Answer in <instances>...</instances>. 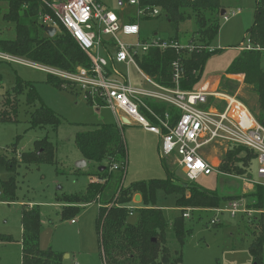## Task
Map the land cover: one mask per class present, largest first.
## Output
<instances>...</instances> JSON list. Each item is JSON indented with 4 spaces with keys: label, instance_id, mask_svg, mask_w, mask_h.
<instances>
[{
    "label": "rangeland",
    "instance_id": "374dc122",
    "mask_svg": "<svg viewBox=\"0 0 264 264\" xmlns=\"http://www.w3.org/2000/svg\"><path fill=\"white\" fill-rule=\"evenodd\" d=\"M98 1L103 7L118 13L124 19L128 16L135 17V8L127 4V1H124L122 6L118 0ZM220 3L229 18H219L218 34L208 48L219 50L206 59L194 89L210 90L222 79L219 89L238 97L255 118L259 119L258 116H262V113L252 86L241 84L238 80L243 79L239 77L236 78L237 81L222 77L238 54L239 48L247 44L250 48L252 46L248 43L245 33L253 23L255 0H220ZM238 9V14L232 13ZM6 11L7 3L0 1V31L9 36L12 34L13 24L2 20V14ZM162 18L157 16L140 19V40L150 37L154 31L157 36L163 38L174 35L175 26ZM193 29L194 23L190 20L187 24L180 25L177 34L180 38H186ZM261 66L264 69V54ZM116 67L123 73L127 72L123 65L116 64ZM47 74L44 69L28 63L0 62V158L3 157L9 163H16L8 172L0 164V183L12 175L17 184L13 200L3 196L0 186V264L22 263L21 209L23 206L31 207L34 204L39 208L40 248H51L63 253L62 264H102L96 227L98 204L92 202L80 205L82 207L74 214L62 216L63 205L72 209L77 208V205L59 202L57 195L83 192L88 183L87 173L97 170V164L90 162L86 166L78 167L77 162L83 157L75 145V133L91 130L101 123L117 126V117L109 107H97L93 102H89L84 90L77 87L74 81L60 76L64 86L58 87L47 81ZM129 75L136 83L142 81L133 66L130 67ZM18 79L33 85L37 99L31 105L27 104V91L23 88L17 99V112L6 110L7 117H10V120H6V112L1 109L4 104L3 96L12 93ZM39 104L51 108L58 115L60 123L56 128L50 125L31 127V111ZM121 129L127 150L122 185L170 177L178 190L180 187L187 192L190 181L186 179L180 167L165 162L158 153L157 135L144 131L141 127L126 124L122 125ZM44 136L55 146V161L21 163V153L35 149L34 141ZM230 147L234 148L235 158L228 161L226 168L221 170L230 175L213 173L202 175L193 181L198 186L214 190L219 196H223L220 197L218 206L189 205L177 209L175 194H165L161 190L156 193V205L163 210L168 220L166 245L172 256H175L176 252L182 255V264H254L248 246L254 235L259 234L264 224L263 220H260L262 218L245 213L231 215L225 209L233 201L246 204L248 209L253 207L254 198L249 194L256 188L254 186L251 191L246 189L240 176H245L256 184L263 180L257 175L256 158L252 157L245 166L241 158L246 155V148ZM227 149L215 145L213 149L207 150V154L216 156L220 165L223 156L229 152ZM240 167L245 170L242 171ZM139 201L133 200L134 204ZM181 211L189 214L185 221L193 228L182 246L178 244L171 226V221ZM71 219H74V222H71ZM64 254H67L66 257Z\"/></svg>",
    "mask_w": 264,
    "mask_h": 264
},
{
    "label": "trees",
    "instance_id": "16d2710c",
    "mask_svg": "<svg viewBox=\"0 0 264 264\" xmlns=\"http://www.w3.org/2000/svg\"><path fill=\"white\" fill-rule=\"evenodd\" d=\"M0 1L7 3V11L2 14V20L13 24L11 35L6 36L0 31V50L69 72H73L77 66L89 65L87 55L44 0ZM138 3L141 7L158 8L159 14L154 17H163L162 19L175 26L174 35H168L167 40L195 45L190 51L149 48L146 52L136 55L139 67L157 82L171 86L173 83L170 64L179 58L184 67L179 87L185 90L191 89L199 81L206 59L219 50L208 48L219 31L222 10L220 0H138ZM40 13H49L53 18L56 33L52 37L44 33L43 26L39 23ZM149 18L153 17L144 16L141 19ZM129 20L134 21V18L130 17ZM190 20L194 23V29L188 37L180 38L177 29ZM245 35L252 44L251 48H239L238 54L222 77L228 76L227 79L235 80L236 75H241L242 81L252 86L257 95L258 108L262 113V116H258V120L263 123L264 69L261 62L264 54V0H255L253 23L246 29ZM47 81L58 87L64 86L58 76L49 73ZM23 88L27 91V104L31 105L35 102L37 95L33 85L18 79L12 88V93L3 96L4 104L1 108L3 112L11 109L17 112V99ZM86 99L92 102L90 98ZM96 100L99 101V98ZM151 104L160 112L165 110L175 112L165 104ZM5 116L6 120H10L7 112ZM29 121L31 127L50 125L56 128L60 118L51 108L39 104L31 111ZM74 142L86 161L97 164V170L87 173L89 180L83 192L61 193L57 195V200L68 205L74 203L77 205L74 209L63 205L62 216L74 214L82 207L80 205L92 202L98 204L96 227L102 264H182V255L176 252V255L172 256V252L166 245L168 220L163 210L156 205L157 191L175 194L177 208L189 205L216 207L221 202L220 197L223 196H219L214 190L204 189L192 181L189 182L187 192L180 187L178 190L170 177L140 180L131 182L127 186L122 185L121 181L127 164V150L122 131L115 125L101 123L91 130L77 132ZM33 144L35 149L21 153V163L43 161L53 163L55 161V146L46 136L35 140ZM227 150L229 152L227 151L228 153L223 156L220 165L217 166L220 171L226 168L228 161L235 158L234 148L229 147ZM252 157H254L253 153L246 149V155L241 158L244 161L243 165H248ZM14 163V161L11 163L5 161L3 157L0 158V164L7 172L13 168ZM114 164L118 166L117 170L112 169ZM241 170L244 171L245 168L242 167ZM15 181L10 175L0 183L3 196L10 200L15 199L14 191L17 189ZM255 188V191L249 194L254 198L252 208L264 209V186L257 184ZM136 194H139L140 201L134 204L133 198ZM131 205L134 206L132 210L129 209ZM183 212L181 211L171 221L172 230L180 246L193 229L185 221ZM39 228L38 206L35 204L31 207L23 206L21 209V264H62L63 253L51 248H40ZM248 252L254 264H264V224L259 234L254 235L249 243Z\"/></svg>",
    "mask_w": 264,
    "mask_h": 264
},
{
    "label": "built area",
    "instance_id": "2783aa9c",
    "mask_svg": "<svg viewBox=\"0 0 264 264\" xmlns=\"http://www.w3.org/2000/svg\"><path fill=\"white\" fill-rule=\"evenodd\" d=\"M44 2L87 55L89 65L77 66L73 72H69L2 50L0 61L28 63L49 74L74 81L77 87L84 90L86 98H92L97 106L109 107L119 121L123 118L128 124L141 126L157 134L161 157L165 162L180 167L188 181L193 182L202 175L213 173L230 175L218 170V165L208 161L206 151L213 149L215 145L224 146V149L241 146L251 151L256 158L257 175L263 180L257 184L264 186V124L255 118L238 97L222 92L219 84L210 90L194 87L181 89L179 80L184 74V67L179 58L170 64L171 86L157 82L139 67L136 55L149 48L190 51L195 46L167 40L157 36L156 32L145 40H140V19L158 15V8L141 7L138 0H127V4L135 8L134 21H130L131 16L124 19L118 13L103 7L98 0ZM118 3L120 6L125 4L123 0H118ZM235 12H239V9L232 11ZM222 17L225 20L229 18L226 12ZM38 18L42 26L56 27L49 13H40ZM245 48H250V45L247 44ZM116 64L123 65L127 72L119 71ZM131 66L139 74L142 80L140 83L131 80ZM96 98H99L100 103ZM216 100L221 101L219 108L215 105ZM151 103L165 104L175 112H160ZM112 169L117 170L118 166L114 164ZM240 177L244 180L246 189L257 185L245 176ZM133 207L131 205L129 209L132 210ZM225 211L231 215H258L264 223V209H248L246 204L238 201L231 202ZM182 215L185 218L189 216L186 211Z\"/></svg>",
    "mask_w": 264,
    "mask_h": 264
},
{
    "label": "crops",
    "instance_id": "0c3cea01",
    "mask_svg": "<svg viewBox=\"0 0 264 264\" xmlns=\"http://www.w3.org/2000/svg\"><path fill=\"white\" fill-rule=\"evenodd\" d=\"M225 12H226V10H225ZM239 13V12H238ZM237 13V14H238ZM221 16V15H220ZM228 20V19H227ZM223 76V75H222ZM227 76V75H226ZM237 77H239V78H242V76L241 75H236V77H235V80H230V81H237L236 80V78ZM227 78H228V76H227ZM226 79V78H225ZM230 79V78H229ZM243 79V78H242ZM221 81H222V79H220V81H219V84H221ZM238 81H240V83L241 84H244V85H246L245 83H243V81L242 80H238ZM218 85V84H217ZM248 85V84H247ZM256 94V93H255ZM215 105H216V107L217 108H219L220 107V105H221V101H219V100H216V102H215ZM97 106V105H96ZM98 107V106H97ZM100 107V106H99ZM117 117V116H116ZM116 123H117V126L121 129L122 128V125H131V126H138V125H134V124H128V122L126 121V122H124L123 121V118H121V121H119L118 119H117V121H116ZM138 127H141V126H138ZM142 128V127H141ZM143 129V128H142ZM144 131H147V132H150V131H148V130H145V129H143ZM121 131H122V129H121ZM123 133V132H122ZM150 133H153V132H150ZM153 134H155V133H153ZM155 135H157V134H155ZM158 136V135H157ZM157 149H158V153H159V137H158V146H157ZM208 151H206V159H208V161H210L212 164H214V165H218V163H219V159L215 156V157H213V156H208ZM81 160H83L84 161V163L83 164H81ZM81 160H79L77 163H79L80 165L78 166V167H82V166H86L87 165V163H88V161H86L84 158H82ZM212 175V174H211ZM88 180H89V178H88ZM87 180V181H88ZM248 189H250V191L253 189V187L251 188H248ZM140 200V199H139ZM178 209V208H177Z\"/></svg>",
    "mask_w": 264,
    "mask_h": 264
},
{
    "label": "water",
    "instance_id": "95a60500",
    "mask_svg": "<svg viewBox=\"0 0 264 264\" xmlns=\"http://www.w3.org/2000/svg\"><path fill=\"white\" fill-rule=\"evenodd\" d=\"M225 13V10H221L220 12V15L222 16L223 14ZM43 28V31L44 33L49 36V37H52L55 33H56V27L55 26H51V25H45L42 27ZM124 122H126V120L123 119ZM84 161L81 160V164H83ZM77 165L79 166L80 164L77 163ZM140 199V196L139 194H136L133 198L134 201H139ZM67 254H64V256L66 257Z\"/></svg>",
    "mask_w": 264,
    "mask_h": 264
}]
</instances>
